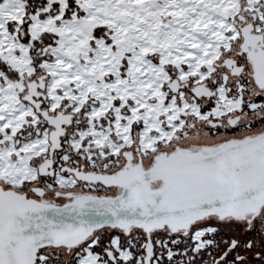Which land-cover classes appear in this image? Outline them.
Returning a JSON list of instances; mask_svg holds the SVG:
<instances>
[{
    "label": "snow or ice",
    "instance_id": "obj_1",
    "mask_svg": "<svg viewBox=\"0 0 264 264\" xmlns=\"http://www.w3.org/2000/svg\"><path fill=\"white\" fill-rule=\"evenodd\" d=\"M0 264H264V0H0Z\"/></svg>",
    "mask_w": 264,
    "mask_h": 264
}]
</instances>
